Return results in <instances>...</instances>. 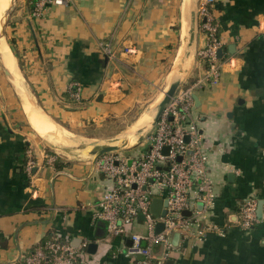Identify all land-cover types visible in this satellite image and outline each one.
I'll use <instances>...</instances> for the list:
<instances>
[{
	"label": "crops",
	"instance_id": "crops-1",
	"mask_svg": "<svg viewBox=\"0 0 264 264\" xmlns=\"http://www.w3.org/2000/svg\"><path fill=\"white\" fill-rule=\"evenodd\" d=\"M36 1L15 0L8 45L29 94L62 131L122 116L169 74L184 0H68L46 6L39 17L32 15ZM200 5L225 49L220 79L196 91L192 108L210 148L215 206L208 221L224 235L207 232L198 240L174 234L164 264H264V222L247 231L234 223L245 199L264 204V0ZM204 41L200 28L197 47ZM105 42L115 58L101 50ZM124 46L135 52L120 53ZM205 68L196 59L185 81L197 80ZM72 81L81 85L80 102L66 92ZM108 184L92 155L65 158L40 139L21 97L0 74V264H22L53 230L74 246L87 240L83 255L90 264H136L139 256L124 255L130 239L109 235L105 222L92 219ZM135 230L144 231L141 217Z\"/></svg>",
	"mask_w": 264,
	"mask_h": 264
},
{
	"label": "built area",
	"instance_id": "built-area-1",
	"mask_svg": "<svg viewBox=\"0 0 264 264\" xmlns=\"http://www.w3.org/2000/svg\"><path fill=\"white\" fill-rule=\"evenodd\" d=\"M67 3L68 0H37L32 15L41 16L50 4ZM199 16L204 18L200 21V28L205 33V41L197 49V60L205 64L204 74L195 81L182 83L153 130L147 134L143 150L133 156L108 152L94 160L109 186L97 203L92 219L105 222L109 235L130 239L124 255L139 256L136 264H164L173 249L174 234L190 235L198 240L207 232L224 235L223 227L208 221L215 206L208 165L210 148L200 130L198 118L192 114L196 91L220 79L224 61L218 51L224 47V41L217 24L201 5ZM99 46L108 58L116 57L110 42ZM134 52L132 46H124L120 53ZM81 89L78 82H71L66 92L78 102L82 97ZM32 167L33 162L28 161L26 171L29 176ZM154 198L165 201L159 216L150 210ZM199 204L202 208H198ZM257 206L256 197L245 199L239 207L235 225L247 231L264 222V204L260 216L257 215ZM185 211L189 214H184ZM138 217L142 219L143 232L135 230ZM158 223L163 225L159 231L156 229ZM155 245L162 247L159 254L152 249ZM87 246V240L74 246L58 230H53L23 256L22 264H90L83 255Z\"/></svg>",
	"mask_w": 264,
	"mask_h": 264
},
{
	"label": "water",
	"instance_id": "water-1",
	"mask_svg": "<svg viewBox=\"0 0 264 264\" xmlns=\"http://www.w3.org/2000/svg\"><path fill=\"white\" fill-rule=\"evenodd\" d=\"M184 2H185V0H184ZM14 3H15V0H10L9 6L6 8L7 9L6 15L8 17L10 15L12 7L14 6ZM199 11H200V0H188L187 7H185V11H184L186 13V16H184L185 13L182 14V16H184V19L187 23V27H186V32H185L184 36L181 37V35H180L179 46L182 45V47H183L182 52H181V56H180V60L176 66L174 73L172 74L171 78L169 79L168 86H167L166 90L164 89L165 91H163L162 98L155 104V106L153 108V114H152L150 120L148 122L143 123L141 126L137 127V129L135 131H132V132L124 135L122 138L123 141H121V143H119V144H114V142H120L119 141L120 139L119 140L114 139V140H109V141H98L97 140L94 142H89L88 144L84 145V146H89V145L95 146V148H93L90 151V155H92L94 157V160L96 158H98L99 156L105 154V153L127 149L126 147H129L127 145H129V143L131 142L130 138L132 136L135 138L136 135L139 134V139H140L147 131H149L155 127V125L158 122L162 112L164 111V109L166 108V106L168 105L170 100L173 98L174 94L177 92L179 87L185 81L188 73L190 72L194 62L197 59V49H198L197 45H198V33H199V29H200V21L204 20V18L200 19ZM1 32H2V29H1ZM2 34H3V32H2ZM3 36H4V34H3ZM224 50L225 49L222 48L218 51L219 57H221L223 55ZM0 66H1L3 73L6 77V79L8 80V82L10 83V85L12 86L14 91L17 93V95L20 96V93L18 92L15 85L11 81L8 71L4 68L1 61H0ZM194 98H196L195 95H194ZM33 102H34L35 106L39 107L48 116V114L39 106V104L34 99H33ZM48 117L53 122H55L57 124V127L59 129H62L61 125L56 120H54L50 116H48ZM131 139H133V138H131ZM187 139H188V137H186V140ZM50 144H52V143H50ZM84 146L77 147V149L80 150V149L84 148ZM60 147L69 149V148H75V145L73 144L71 146H60ZM164 204H165V201H163L162 199L154 198L152 200V203L150 206L151 212L154 215L159 216V210L161 209V207ZM262 207H263V201L260 200L258 202V206H257V215L258 216H260V214H261ZM164 213H165L164 210H162L161 214L163 215ZM184 214L188 215V211H185ZM162 226H163L162 223H158L156 229L159 231L162 229ZM91 245H93V247L95 246V244H91Z\"/></svg>",
	"mask_w": 264,
	"mask_h": 264
},
{
	"label": "rangeland",
	"instance_id": "rangeland-1",
	"mask_svg": "<svg viewBox=\"0 0 264 264\" xmlns=\"http://www.w3.org/2000/svg\"><path fill=\"white\" fill-rule=\"evenodd\" d=\"M6 10L2 14L3 19H2L1 29H2V32L4 34V37L7 40L6 43H10L11 40L8 36L9 35V19H8L9 17L6 15ZM176 23L177 24L175 26H177L178 23L180 25V19L177 20ZM177 28L179 29L178 26H177ZM184 32H185V27H184V22H183V18H182L181 31H180L181 37L184 35ZM7 47H9L8 44H7ZM9 50H10L11 55L13 56L15 64L17 65L15 57H14L10 47H9ZM0 74H1V77H3V79H4V73H3V70L1 67H0ZM168 76H169V74L167 73L163 82L160 83L153 90L152 93H149L146 100L139 102L137 106L132 107L130 110H128L122 116L119 115V116L109 117V118L105 119V121L103 123L89 122L88 124H85L86 126H83L81 128L80 127L79 128L71 127L72 130H69V132L65 131L67 138H69L70 140L73 141L75 148H69L68 149V148L56 147V146H53L52 144H50L44 138L40 137V139L43 142H45L47 146H50L53 150L57 151L60 155L64 156L65 158L66 157L67 158H73V157H79V156H91L90 151L93 148H95V146L94 145L93 146H90V145L84 146V145L88 144L89 142H94L97 140L98 141H109V140H114V139H117V140L120 139L119 140L120 142L114 143V144H119V143H121V141H123L122 138L124 135H126L127 133H130L132 131H135L137 129V127H135L134 123L142 114H144V112H152V114H153V108H154L155 104L158 102L157 99L159 98L161 92L164 89H166L168 86V82H169ZM5 84H6V82H5ZM9 91H10V93L13 94V92H11V89H9ZM130 124H131V126L134 125L133 128H130L131 127ZM127 129H129V130L127 131ZM152 130L153 129L147 131L140 139H139V134H137L136 137L137 136L138 137L131 139V142L129 143V145H127L129 147H126L127 149L119 150L116 152H119V153L121 152V153L129 156V154H131L132 152L137 153L138 150H143V148L146 146L147 134L150 133ZM80 146H84V148H82L80 150L77 149V147H80Z\"/></svg>",
	"mask_w": 264,
	"mask_h": 264
},
{
	"label": "bare ground",
	"instance_id": "bare-ground-1",
	"mask_svg": "<svg viewBox=\"0 0 264 264\" xmlns=\"http://www.w3.org/2000/svg\"><path fill=\"white\" fill-rule=\"evenodd\" d=\"M187 2L188 0H185V2L182 4L183 14L185 13L184 11H185V7H187ZM9 3H10V0H0V61L2 65L4 66V68L8 71L11 81L13 82L16 89L20 93V97L22 99V109L24 113L26 114V118L29 124L36 131V133L40 137L48 140L50 143H52L56 147L71 146L74 143L72 140L67 138L65 131H62L61 129H59L55 122H53L39 107L35 106L31 95L29 94L27 88L24 85L23 77L20 74V71L17 65L15 64L13 56L10 53L9 47H7L8 43H6L7 40L1 32V26H2V19H3L2 14L8 7ZM184 16H186V13L184 14ZM184 16H183V22H184V27H185V32H186L187 23L184 19ZM182 48L183 47L181 45L176 52L173 65L169 71V76H168L169 79L174 73L176 66L180 60ZM163 91L161 92L159 98L157 99L158 101L162 98ZM151 116H152V112H144V114H142L134 123L135 127H139L143 123L148 122ZM133 126H131L130 128H133ZM128 130L129 129H127V131ZM131 138H134V137L132 136Z\"/></svg>",
	"mask_w": 264,
	"mask_h": 264
},
{
	"label": "trees",
	"instance_id": "trees-1",
	"mask_svg": "<svg viewBox=\"0 0 264 264\" xmlns=\"http://www.w3.org/2000/svg\"><path fill=\"white\" fill-rule=\"evenodd\" d=\"M73 82V81H72ZM68 96H69V94H68ZM82 100V98L80 99V101ZM80 101H78V102H80ZM73 102V101H72ZM100 222H103V221H100Z\"/></svg>",
	"mask_w": 264,
	"mask_h": 264
}]
</instances>
